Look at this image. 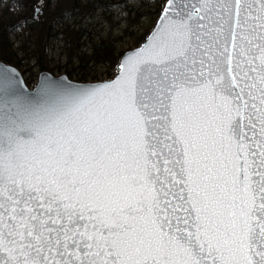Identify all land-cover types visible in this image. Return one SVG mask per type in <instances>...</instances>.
<instances>
[{"label": "snow or ice", "instance_id": "1", "mask_svg": "<svg viewBox=\"0 0 264 264\" xmlns=\"http://www.w3.org/2000/svg\"><path fill=\"white\" fill-rule=\"evenodd\" d=\"M165 2L115 81L4 105L0 264H264V0Z\"/></svg>", "mask_w": 264, "mask_h": 264}, {"label": "trees", "instance_id": "2", "mask_svg": "<svg viewBox=\"0 0 264 264\" xmlns=\"http://www.w3.org/2000/svg\"><path fill=\"white\" fill-rule=\"evenodd\" d=\"M16 1L22 10H11ZM164 4L165 0H11L0 10V61L21 68L26 59L40 72L64 71L79 82L97 80L95 72L104 68L111 78L126 51L118 43L124 37L137 36L135 47L142 45ZM37 7L42 8L38 17ZM146 19L153 25L143 31ZM116 30L121 37H113ZM57 42L62 43L66 62L52 66L48 51Z\"/></svg>", "mask_w": 264, "mask_h": 264}, {"label": "water", "instance_id": "3", "mask_svg": "<svg viewBox=\"0 0 264 264\" xmlns=\"http://www.w3.org/2000/svg\"><path fill=\"white\" fill-rule=\"evenodd\" d=\"M167 9L166 2L163 9L159 13L158 19L148 34L141 46L125 51L119 61V69L115 76L111 79L99 82H79L71 80L66 74H61L59 76L53 75L49 71H42L38 76L36 85L30 88L20 72V70L10 64L0 61V79L4 76H10L16 81V88L9 93L0 91V114L4 111V105L7 103L9 106L12 105L13 100L19 97V102L28 108L39 109L52 106L58 103L63 96L67 93L77 90V89H91L96 88L99 85L109 83L118 79L119 74L123 70L121 65L128 59L130 54L138 52L142 49H147L149 46V41L152 40L154 33L160 26L163 19V14ZM38 11H36V14Z\"/></svg>", "mask_w": 264, "mask_h": 264}, {"label": "rangeland", "instance_id": "4", "mask_svg": "<svg viewBox=\"0 0 264 264\" xmlns=\"http://www.w3.org/2000/svg\"><path fill=\"white\" fill-rule=\"evenodd\" d=\"M10 1L11 0H0V10L4 6L8 5L10 3ZM11 10L20 11V10H22V7L20 6V3H18V1H16L11 5ZM117 11H119V10H117ZM37 17H38V15H37ZM114 20L117 21V19H114ZM152 25L153 24H152L151 20L146 19L144 21L143 31H148L152 27ZM21 28H24V26H22ZM21 28L19 29L20 35L23 31V29H21ZM102 33L104 34V31H102ZM139 33H141V32L139 31L138 34ZM113 37H115V38L121 37L120 31L116 30L115 32H113ZM135 38H137V36L124 37V39L118 43V47L120 49H124V50H128L132 47H135V45H134V39ZM12 40L15 41L16 38L14 36H12ZM61 47H62V43L57 42V44H54V46L51 47V49L48 51L47 59L52 60V62H53L52 66L58 65V64H64L66 62V56L63 54ZM18 69L22 73L26 84L30 88H33L35 86V84L37 83L38 75L40 73L39 68L35 67L33 62H29V64H28L27 60L25 59L23 61L22 67L18 68ZM28 70H29V72L23 73V72L28 71ZM53 71H54L53 74L55 76H58L61 74H66L64 71L60 72L56 69H53ZM95 73H96L95 75L97 76V80H95V81H101V80H105L107 78V76L105 74L106 70L104 68H99ZM89 81H92V80H89Z\"/></svg>", "mask_w": 264, "mask_h": 264}]
</instances>
